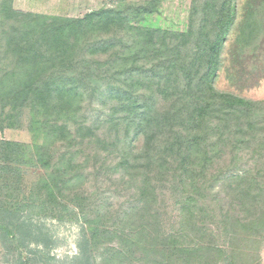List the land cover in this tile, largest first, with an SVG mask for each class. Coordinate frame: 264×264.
<instances>
[{
  "label": "trees",
  "instance_id": "1",
  "mask_svg": "<svg viewBox=\"0 0 264 264\" xmlns=\"http://www.w3.org/2000/svg\"><path fill=\"white\" fill-rule=\"evenodd\" d=\"M158 4L7 25L1 112L36 140L0 141V208L73 205L92 247L105 243L94 234L118 241L100 253L104 264H260L264 101L214 82L225 57L247 61V72L255 61L264 0H191L184 32L140 24ZM102 181L123 202L99 198ZM203 248L207 260L196 256Z\"/></svg>",
  "mask_w": 264,
  "mask_h": 264
},
{
  "label": "rangeland",
  "instance_id": "2",
  "mask_svg": "<svg viewBox=\"0 0 264 264\" xmlns=\"http://www.w3.org/2000/svg\"><path fill=\"white\" fill-rule=\"evenodd\" d=\"M139 1L124 0L122 4ZM158 1V10L142 18L140 24L184 32L188 25L191 0ZM119 2L120 0H0V61H7L3 58V48L5 50L6 44L2 40H8V38H3V33L8 30L6 29L7 25L17 24L20 28L26 25L18 24L17 20L19 19L28 22L31 15L53 19H80L103 8L117 9V7L123 6L119 5ZM243 2L244 0H237L238 8H241ZM257 48L254 54L255 61L249 60L251 67L247 69L248 72L245 68L247 61L237 60L233 63L232 58L225 57L224 64L214 82L217 91L231 93L252 101H264V44ZM253 63H255L254 68L252 67ZM5 67L0 63V70ZM97 105L100 106V103ZM106 111L102 110L103 114H106ZM4 115L6 112L2 114L0 105V141L32 143L36 140V137H33L25 127L11 128L7 126L5 122L7 116ZM88 117L90 118L89 115ZM99 134L100 132L95 133L96 137L94 138L99 137L96 143L101 140L100 137H103ZM32 169L27 171L24 182L30 183V186L38 179L36 174L31 173L34 170ZM96 187L95 194L99 198L112 197L109 201L114 202L115 206H117V202H123L122 198L118 196L123 194L121 189L109 188L108 184L103 181ZM93 191L94 189H91V192ZM172 202L171 200L165 212L167 215L175 217L176 207L171 206ZM70 206L64 212L47 210L40 213L38 211L30 213L27 210L15 211L13 203H7L4 208H0V264H104L101 261L100 253L106 246H113L118 241L115 239L108 241L101 234H94L101 239V242L105 243L98 248L92 247L91 243L96 242L87 241L90 236V227L79 209L73 205ZM95 250L99 251L95 252ZM197 252L201 254L197 253V257H206L207 260L210 249L203 248ZM190 256L194 257L195 255ZM180 260L184 261L181 258ZM259 261L260 264H264V242L261 245ZM193 263L197 264L194 260Z\"/></svg>",
  "mask_w": 264,
  "mask_h": 264
}]
</instances>
